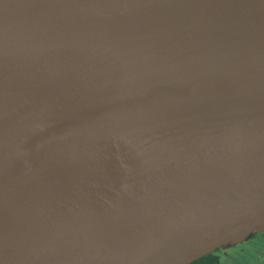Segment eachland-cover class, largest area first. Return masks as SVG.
Returning a JSON list of instances; mask_svg holds the SVG:
<instances>
[{
	"label": "water",
	"instance_id": "obj_1",
	"mask_svg": "<svg viewBox=\"0 0 264 264\" xmlns=\"http://www.w3.org/2000/svg\"><path fill=\"white\" fill-rule=\"evenodd\" d=\"M263 231L264 0H0V264H190Z\"/></svg>",
	"mask_w": 264,
	"mask_h": 264
},
{
	"label": "bare ground",
	"instance_id": "obj_2",
	"mask_svg": "<svg viewBox=\"0 0 264 264\" xmlns=\"http://www.w3.org/2000/svg\"><path fill=\"white\" fill-rule=\"evenodd\" d=\"M48 124L40 125L34 132L28 135L25 139L20 143L16 156L13 159L10 165V173H17L34 166H37L50 156L54 147L57 143V139L47 140L42 145L34 147L32 149H28L26 145L33 140L41 137L47 130ZM103 131L100 128L90 126V125H82L78 131V135L81 136L82 140H88L93 138L94 136H99Z\"/></svg>",
	"mask_w": 264,
	"mask_h": 264
},
{
	"label": "rangeland",
	"instance_id": "obj_3",
	"mask_svg": "<svg viewBox=\"0 0 264 264\" xmlns=\"http://www.w3.org/2000/svg\"><path fill=\"white\" fill-rule=\"evenodd\" d=\"M264 251V233L257 237L239 242L238 244L222 249L221 254L229 257L232 264H259L260 256Z\"/></svg>",
	"mask_w": 264,
	"mask_h": 264
},
{
	"label": "trees",
	"instance_id": "obj_4",
	"mask_svg": "<svg viewBox=\"0 0 264 264\" xmlns=\"http://www.w3.org/2000/svg\"><path fill=\"white\" fill-rule=\"evenodd\" d=\"M221 251H222L221 249H217L213 253L206 254V255L194 260L190 264H232L230 258L228 256L224 257L221 254ZM261 255H262L260 257L261 261L259 264H264V253Z\"/></svg>",
	"mask_w": 264,
	"mask_h": 264
},
{
	"label": "flooded vegetation",
	"instance_id": "obj_5",
	"mask_svg": "<svg viewBox=\"0 0 264 264\" xmlns=\"http://www.w3.org/2000/svg\"><path fill=\"white\" fill-rule=\"evenodd\" d=\"M264 233V231L263 232H260V233H258V234H256L254 237H257L258 235H260V234H263ZM222 250V249H221ZM264 253V251L261 253V254H263ZM261 254H257V255H259L260 257L262 256Z\"/></svg>",
	"mask_w": 264,
	"mask_h": 264
}]
</instances>
